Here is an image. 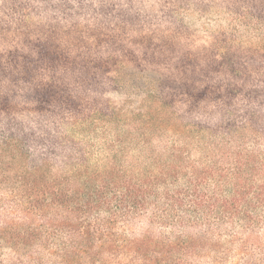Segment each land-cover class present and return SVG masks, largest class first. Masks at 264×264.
Listing matches in <instances>:
<instances>
[{
    "label": "trees",
    "instance_id": "1",
    "mask_svg": "<svg viewBox=\"0 0 264 264\" xmlns=\"http://www.w3.org/2000/svg\"><path fill=\"white\" fill-rule=\"evenodd\" d=\"M0 203L19 264H264V0H0Z\"/></svg>",
    "mask_w": 264,
    "mask_h": 264
},
{
    "label": "rangeland",
    "instance_id": "2",
    "mask_svg": "<svg viewBox=\"0 0 264 264\" xmlns=\"http://www.w3.org/2000/svg\"><path fill=\"white\" fill-rule=\"evenodd\" d=\"M185 22L190 25L194 30H196L197 34H202L200 32L203 31V26H208L209 28L213 29L211 23L208 21V22H204V21H201V20H197L196 18H186ZM142 80L143 81H146L148 83H155L156 82V78L155 76H152L151 74L148 76H143L142 77ZM165 80V84L167 86L169 85H172L171 84V81L172 79L168 77H165L164 78ZM110 98L114 101V102H121V99L124 98L123 95L119 94H112L110 95ZM12 211V208L10 205H5L3 206L2 203H0V228L4 226V224L6 222H11L13 220H16V221H22L21 218H17L15 215H13L11 213ZM148 230V227L142 223H138V224H135L131 231L133 232L134 236L136 238H140L142 237V235ZM154 233H156V231L154 230ZM249 238V236H245L244 239L247 240ZM264 240V237L261 235V236H255L251 241H255V242H262ZM224 243V242H223ZM226 245H229V248L231 249V252L229 254V259L226 261L225 264H234L235 262H237L239 260V257H241V247H242V243L240 242H236V244L234 245H231V244H227L225 243ZM252 245V244H251ZM254 246H252L253 248ZM215 259V256L213 255L212 258H204L202 259L199 264H213V260ZM2 261V262H1ZM0 264H19L17 262V257L14 256V254L12 252H10V250H7V251H3L1 254H0Z\"/></svg>",
    "mask_w": 264,
    "mask_h": 264
}]
</instances>
